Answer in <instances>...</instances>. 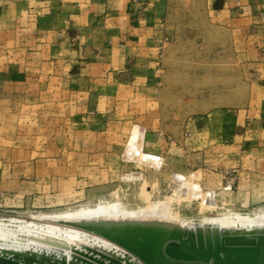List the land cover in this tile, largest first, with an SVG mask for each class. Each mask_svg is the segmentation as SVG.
Wrapping results in <instances>:
<instances>
[{"label": "rangeland", "instance_id": "rangeland-1", "mask_svg": "<svg viewBox=\"0 0 264 264\" xmlns=\"http://www.w3.org/2000/svg\"><path fill=\"white\" fill-rule=\"evenodd\" d=\"M201 5L200 0L172 2L160 83L134 95L130 113L116 112L123 117L103 129L78 124V109L70 96L67 107H60L56 89L33 94L39 84L58 85L54 77L43 76L53 66L38 64L37 57L27 58L32 50L28 32L0 33V114H11L0 121V133L11 138L2 143L8 149L0 150V161L20 164L13 170L32 181V188L22 194L0 188L3 244L34 254L37 264H129L114 252L116 247L134 253L141 264H157L100 231L36 217L111 203L126 210L146 209L158 201H169L171 211L186 221L229 212H264V152L258 153L250 141L240 147L204 145L202 116L207 106L233 102L244 86L235 58L239 53L235 35L219 27L215 16ZM30 97L34 103L52 104L28 108ZM130 124H142L148 133L160 137L146 139L142 150L168 157L159 168L121 158ZM0 171L11 173L6 165ZM124 171H139L144 177L122 180ZM176 175H190L204 192H212L215 207L204 208L199 199L173 198L170 184ZM52 226L57 228L49 232ZM68 230L76 231L75 236H69ZM194 243L185 236L159 238L158 264H228L211 260ZM262 257L260 264H264ZM232 260L235 257L225 262Z\"/></svg>", "mask_w": 264, "mask_h": 264}, {"label": "crops", "instance_id": "crops-1", "mask_svg": "<svg viewBox=\"0 0 264 264\" xmlns=\"http://www.w3.org/2000/svg\"><path fill=\"white\" fill-rule=\"evenodd\" d=\"M173 1L0 0V33L28 32L27 42L32 50L27 58L37 57L38 64L53 66L43 76L54 77L58 85L39 84L33 94L56 89L60 107H67L70 96V103L78 109V124L103 129L123 117L116 116V112L130 113L134 95L160 83L159 65L167 44L168 14ZM200 1L203 10L215 16L219 27L235 35L239 45L235 58L244 86L233 102L207 106L202 116L204 145L240 147L250 141L258 153H263L264 0ZM26 101L28 108H47L52 104L34 103V97ZM8 116L11 114L1 113L0 121ZM132 125L123 150L135 135L129 138ZM138 126L143 128L142 150L146 139L160 140L155 132L148 133L144 125ZM3 141L11 138L0 133L2 151L8 149L2 147ZM146 154L162 157L160 166L168 158L161 152ZM11 162L0 161V167L6 165L11 171L9 175L0 173V188L17 194L27 192L32 181L25 179V173L15 172L13 168L20 164Z\"/></svg>", "mask_w": 264, "mask_h": 264}, {"label": "bare ground", "instance_id": "bare-ground-1", "mask_svg": "<svg viewBox=\"0 0 264 264\" xmlns=\"http://www.w3.org/2000/svg\"><path fill=\"white\" fill-rule=\"evenodd\" d=\"M133 135L134 137L126 144V148L121 153V158L135 161L137 164L147 165V167L159 168L162 157L157 155V157L151 158L148 154L142 153L143 128L135 127L132 130L131 137ZM120 178L128 181L143 179V176L141 172L135 174L124 173L120 174ZM170 187L172 197L178 200L199 199L204 208H212L216 205L213 193L204 192L190 177L172 176ZM168 204L169 201H158L146 209L139 208L135 210H126L118 203L99 204L94 207H83L62 213L41 214L36 218L49 223L100 231L109 237L123 241L129 249L143 253L147 259L157 264L160 261V258L157 257L159 238L166 240L174 237L183 238L184 236L190 244L195 242V246H199L201 251L206 250L211 260L221 259L228 264H248L247 262L249 264H260V257L264 255V212L253 215L229 212L228 214H218L207 220L186 221L174 214ZM50 228L49 232H52L53 228L57 227L52 226ZM66 232L71 237L75 236L76 233L73 230ZM43 233L45 232L42 231ZM3 239V237H0V264H37L34 260V254L28 255L26 250L20 252L16 245H5L2 242ZM244 240L247 242L252 241V243L228 244L235 241L243 242ZM115 249L114 252L126 258L129 264H141L133 256L134 253L131 255L119 247ZM161 254L160 256H162ZM234 257L236 260H232V263L225 262Z\"/></svg>", "mask_w": 264, "mask_h": 264}, {"label": "water", "instance_id": "water-1", "mask_svg": "<svg viewBox=\"0 0 264 264\" xmlns=\"http://www.w3.org/2000/svg\"><path fill=\"white\" fill-rule=\"evenodd\" d=\"M135 127H138V124H134V125L132 126V128H131V132H130V135H129V138H130V136H131L132 130H133ZM129 138H128V140H129ZM128 140H127V142H128ZM127 142H126V143H127ZM137 172L139 173V171H124V172H122L121 174H124V173L135 174V173H137ZM176 176L179 177V175H176ZM250 243H252V241L247 242V241L244 240L243 242L235 241V242H230V243H228V244L233 245V244H250ZM261 260H263V257H262Z\"/></svg>", "mask_w": 264, "mask_h": 264}]
</instances>
